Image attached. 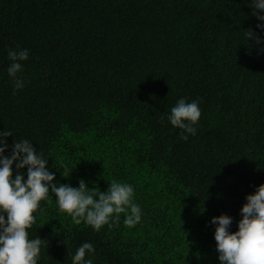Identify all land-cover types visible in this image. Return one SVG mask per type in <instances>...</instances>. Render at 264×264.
I'll return each instance as SVG.
<instances>
[{
	"label": "trees",
	"instance_id": "obj_1",
	"mask_svg": "<svg viewBox=\"0 0 264 264\" xmlns=\"http://www.w3.org/2000/svg\"><path fill=\"white\" fill-rule=\"evenodd\" d=\"M252 12V0H0L5 155L27 139L57 185L126 183L141 208L135 227L121 214L96 232L50 193L29 229L37 264H73L85 242V264H221L212 219L230 216L235 233L264 185V43L246 39L264 40V21ZM10 49L29 52L22 89ZM182 98L200 106L195 134L168 120Z\"/></svg>",
	"mask_w": 264,
	"mask_h": 264
},
{
	"label": "clouds",
	"instance_id": "obj_2",
	"mask_svg": "<svg viewBox=\"0 0 264 264\" xmlns=\"http://www.w3.org/2000/svg\"><path fill=\"white\" fill-rule=\"evenodd\" d=\"M252 9V15L264 21V0H252ZM257 28L264 30V23L257 24ZM246 39L254 40L257 45L264 43L252 29L246 31ZM8 55L11 61L8 75L14 81V90L22 89L24 81L17 74L22 72V62L29 59V52L10 49ZM200 116L198 102L182 98L171 109L168 120L173 126L195 134L194 125ZM10 136H13L10 130L0 133V264H37L42 239H29V229L36 222L35 214L41 211V202L51 203L50 193L56 197L60 213L70 216L77 226L85 223L99 232L105 225L118 226L121 214L125 216L126 227L140 223L141 208L133 200L131 185L112 181L107 192L89 189L83 180L79 181V188L57 185L55 175L48 171V160L42 153L38 154L27 139L15 141L11 155H5L9 147L6 138ZM182 139L187 140L188 136L182 133ZM62 168V176L69 178L72 170L67 165ZM24 169H27L26 179ZM246 200L241 209L239 230L235 233L229 231L233 223L230 216L221 215L211 221L217 225L214 238L221 264H264V185ZM94 251L91 243H83L72 257L73 264H85L86 253ZM86 264H92V260H87Z\"/></svg>",
	"mask_w": 264,
	"mask_h": 264
}]
</instances>
